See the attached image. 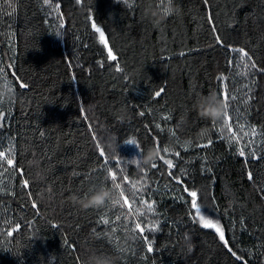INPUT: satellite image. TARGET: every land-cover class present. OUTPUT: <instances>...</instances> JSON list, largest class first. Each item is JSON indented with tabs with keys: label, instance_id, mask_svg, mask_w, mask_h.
I'll return each instance as SVG.
<instances>
[{
	"label": "trees",
	"instance_id": "obj_1",
	"mask_svg": "<svg viewBox=\"0 0 264 264\" xmlns=\"http://www.w3.org/2000/svg\"><path fill=\"white\" fill-rule=\"evenodd\" d=\"M174 4L157 24V0H0V264H264V0ZM209 94L227 121L198 115Z\"/></svg>",
	"mask_w": 264,
	"mask_h": 264
},
{
	"label": "clouds",
	"instance_id": "obj_2",
	"mask_svg": "<svg viewBox=\"0 0 264 264\" xmlns=\"http://www.w3.org/2000/svg\"><path fill=\"white\" fill-rule=\"evenodd\" d=\"M178 9L175 7L174 0H157V6L148 8L145 15L157 24L166 23L171 17L176 15ZM18 99V93L12 82L4 76H0V105L15 103ZM227 109L221 99L215 94L201 96L197 104L198 115L203 119L219 120L225 114ZM127 145L134 146L138 155L133 156L129 160L140 167H151L156 159L159 158L160 150L157 148H149L142 151L139 144L135 140L128 141ZM75 202L84 210L96 209L116 199V194L110 190L100 187L91 195L84 198H73ZM187 250L192 251L193 244L189 237H185L183 241ZM124 249H120L123 251ZM118 257L92 254L87 257L84 264H116Z\"/></svg>",
	"mask_w": 264,
	"mask_h": 264
},
{
	"label": "snow or ice",
	"instance_id": "obj_3",
	"mask_svg": "<svg viewBox=\"0 0 264 264\" xmlns=\"http://www.w3.org/2000/svg\"><path fill=\"white\" fill-rule=\"evenodd\" d=\"M129 6L131 7V4H129ZM96 30L98 32L100 31L99 28H97ZM101 36H103V33H101ZM239 51L242 53L243 56H245V57L247 56V53L244 52L243 49H240ZM109 55L111 56V58L113 60L116 59V57L114 55H112L111 50H109ZM0 72H2V69H0ZM23 86L24 85H21V87H23ZM157 95H159V92H157ZM233 99H235V97H233ZM224 106H225V108H227V106H228L227 103H225ZM224 115H225V120L227 121V119H228L227 112H225ZM164 152H167V148L164 149ZM241 154H243V153H241ZM0 155H2V153H0ZM177 155H178V153H177ZM161 159H163V157H161ZM8 162L11 163L12 161L9 160ZM165 163L169 166V168H171L173 166V162L171 160H166ZM153 166H155V165H153ZM111 178L113 180H115L116 179L115 174H112V177ZM249 179H251V173H249ZM25 185H27V181H25ZM116 187L119 188V185L117 184ZM184 190L188 192V195L190 197H192V200L190 201L191 205L193 207H196L197 192L195 190H188V189H184ZM120 195L123 196L124 195L123 192H121ZM125 202H127V201H125ZM148 208H149V211H151L152 210V205H149ZM197 211H199V208H197ZM200 220L203 222V227H206V228H215V230L219 233L220 240L221 241H224V243L227 245V241L225 240L224 232L219 228V226L217 224H214L211 220L205 219L204 216H201L200 217ZM105 223H107V221H105ZM136 227L137 228H140V225L137 224ZM140 230L143 231V229H140ZM153 230H155V226H153ZM148 250L149 251H152V248H151L150 245H149ZM233 255H235V253H233ZM237 258H239V257H237Z\"/></svg>",
	"mask_w": 264,
	"mask_h": 264
},
{
	"label": "water",
	"instance_id": "obj_4",
	"mask_svg": "<svg viewBox=\"0 0 264 264\" xmlns=\"http://www.w3.org/2000/svg\"><path fill=\"white\" fill-rule=\"evenodd\" d=\"M103 39H104V41H105V45H106V48L108 49V51L111 50V47H110L109 42L106 40V38L103 37ZM111 53H112V50H111ZM112 55H113V54H112Z\"/></svg>",
	"mask_w": 264,
	"mask_h": 264
}]
</instances>
